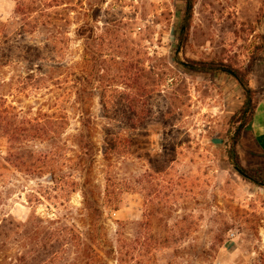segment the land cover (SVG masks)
Here are the masks:
<instances>
[{"label": "rangeland", "instance_id": "1", "mask_svg": "<svg viewBox=\"0 0 264 264\" xmlns=\"http://www.w3.org/2000/svg\"><path fill=\"white\" fill-rule=\"evenodd\" d=\"M184 6L0 0V112L16 116L15 133L0 131V264H264V189L225 153L244 96L226 73L186 68L245 72L253 60L250 80L264 3L195 0L186 35ZM80 107L95 155L86 173ZM239 144L245 169L264 166L250 140ZM84 190L97 200L92 217ZM56 231L65 241L51 250Z\"/></svg>", "mask_w": 264, "mask_h": 264}, {"label": "trees", "instance_id": "2", "mask_svg": "<svg viewBox=\"0 0 264 264\" xmlns=\"http://www.w3.org/2000/svg\"><path fill=\"white\" fill-rule=\"evenodd\" d=\"M195 0H185V6L183 10V19H182V26L180 29V34H187L189 30V22L192 17V12H193V7H194ZM264 3V0H263ZM263 46H259L256 48V52L261 53L263 51ZM186 68L188 70L194 71V72H199V73H211V72H223L232 77V79L238 84V86L241 89V92L244 96L243 103L241 104L240 108L230 117L229 119V125L233 128V134L227 139L225 143V153L227 157L228 164L237 172L239 173L244 179L249 181L250 183L254 184L255 186H258L262 189H264V166L262 167H257L253 169H245L241 164L239 160V154H238V145L241 140L242 135L250 125V123L253 120L254 116V111L256 109L257 105V93L256 91L252 90L249 87L248 84V77L249 74L252 71L253 68V60L250 63L249 70L247 71H240L237 69H231L227 66H225L222 63H215V62H192L188 65H186ZM80 104V103H78ZM10 111H13V108H9ZM7 108H3L2 111L0 112V131H5L8 127L13 126L10 128L12 132H16V127L14 124L10 123V121H16V116L12 115ZM11 114V116L8 117V115ZM79 123L81 126L80 134L76 138V145L81 151V156H80V163L78 171L87 172L86 170V164L84 162L88 161L89 159L91 160L93 155L92 152H94V146L90 142V134H89V124H90V119L85 116L83 112V108L80 107V114H79ZM139 121H143L142 117H139ZM35 122L36 126H41V121L33 119L32 121L27 122V125H31ZM5 126V127H4ZM4 127V128H3ZM38 128V127H37ZM44 128V127H43ZM46 129V127H45ZM44 130V129H39ZM112 142V141H110ZM109 145V144H107ZM113 143H110V146H107L108 148L105 149L104 151V158L107 157L112 151L113 148ZM30 156V154L28 155ZM10 157H13L15 161L19 160L17 156L11 154ZM1 159V158H0ZM50 180L52 183L55 182V178L53 176L50 177ZM59 180H64L63 177H60ZM73 185H75V182H72ZM89 194V195H88ZM109 191L108 188L106 190V197H109ZM82 196L84 199V205L86 206L85 209L87 212L89 210V214L95 215L98 213V204L97 200L94 198H91V193L87 192V190H84L82 192ZM109 199V198H108ZM5 221V220H4ZM4 227V226H3ZM37 229H39V226H36ZM57 230V229H56ZM61 231L58 233L57 231L52 233V239L55 240L53 245L50 246V249L53 250L57 245L56 243H60V241H65L63 236L60 234ZM72 233V231H71ZM72 236H74L72 234ZM76 237V236H75ZM51 240V239H49ZM76 240H79V237H76ZM118 243L121 244L120 247V254H121V249L123 250L127 244V240L123 236V234L118 233ZM56 245V246H54ZM79 247V246H78ZM79 251H81V254H84L88 259H91L92 257L89 255L93 254V250L90 247H86V249L81 250L78 248ZM53 253H56V251L51 252L50 255ZM89 256V257H88ZM18 262H21L19 260Z\"/></svg>", "mask_w": 264, "mask_h": 264}, {"label": "crops", "instance_id": "3", "mask_svg": "<svg viewBox=\"0 0 264 264\" xmlns=\"http://www.w3.org/2000/svg\"><path fill=\"white\" fill-rule=\"evenodd\" d=\"M249 87L254 91L264 90V52L259 54V58L254 66L252 78L249 80ZM241 140L242 142H244V140H250L251 150L264 158V91L258 99L253 120L248 126V130H246L242 135Z\"/></svg>", "mask_w": 264, "mask_h": 264}]
</instances>
